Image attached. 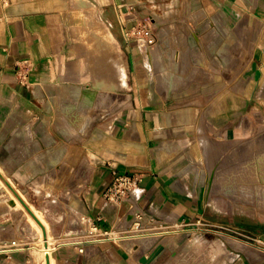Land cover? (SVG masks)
<instances>
[{"label":"crops","instance_id":"0c3cea01","mask_svg":"<svg viewBox=\"0 0 264 264\" xmlns=\"http://www.w3.org/2000/svg\"><path fill=\"white\" fill-rule=\"evenodd\" d=\"M155 1L0 0V171L61 197L104 238L59 244L57 264H136L112 244L114 232L142 230L117 237L134 256L171 235L148 229L213 223L192 147L208 132L264 134V0H183L206 22L201 32L211 39L199 49L222 67L211 78L200 73L208 86L173 90L159 83L154 57L135 36ZM115 172L134 177L143 194L103 209ZM253 236L228 242L237 264H264V232ZM17 239L12 223L0 229V240ZM72 244L84 252L65 247ZM27 253L16 250L8 264H28Z\"/></svg>","mask_w":264,"mask_h":264},{"label":"rangeland","instance_id":"374dc122","mask_svg":"<svg viewBox=\"0 0 264 264\" xmlns=\"http://www.w3.org/2000/svg\"><path fill=\"white\" fill-rule=\"evenodd\" d=\"M147 7L149 9L145 8L144 11L148 13L142 23L151 26L157 44L146 46V50L147 56L154 57L156 62L152 70L157 72L159 83L168 90L179 86L195 88L201 83L208 86L210 81L200 79V73H209L211 78L215 75L216 68H221L222 65H211L213 51L199 49L200 44L204 45L211 39L209 34L201 32L200 27L206 22L193 17L189 6L183 0H157L149 3ZM168 42L172 46L170 49L158 48L161 44L165 47ZM162 51H166L165 54ZM174 51H185L184 58L181 57L185 61L181 66L182 74L173 73L167 68L165 59L168 60L169 54ZM83 118L84 114H80L77 120L81 122ZM199 142L191 149L192 154L198 156L192 164L201 174L206 190H209V204L213 209L208 207V212L212 214L213 223L200 221L195 224L163 225L148 229H166L171 235H163V239L155 240L147 251L134 256L132 248L119 242L117 237L142 230H137V227L131 232H114L112 244L124 248L136 264H142L140 258L145 254L151 257L160 246H164V250L153 258L151 264H237L228 242L250 241L254 233L264 232V190L261 191L264 189V162L260 160L264 151V134L245 140H229L208 132ZM10 178L49 224L52 247L88 239H95L99 244L104 239L81 212L61 202V197L43 190L38 192L39 184L28 185L18 182L16 178ZM7 190V187L0 190V229L12 223L18 237L14 241L19 243L15 248L27 250L28 264H44V257L37 250L42 247L38 231L30 226L31 221L25 210L20 207L9 208L7 204H12L13 200L9 201ZM12 242L0 240V264H8L13 259L16 250L7 253L8 245ZM100 245L104 248L111 243L101 242ZM29 246L32 247L31 250L28 249ZM65 247L74 248L78 252L82 249L81 244Z\"/></svg>","mask_w":264,"mask_h":264},{"label":"built area","instance_id":"2783aa9c","mask_svg":"<svg viewBox=\"0 0 264 264\" xmlns=\"http://www.w3.org/2000/svg\"><path fill=\"white\" fill-rule=\"evenodd\" d=\"M135 36H138L142 40L145 46H155L157 43L156 36L151 28L146 23H141L137 26L135 30ZM115 180L113 184L107 189L104 194L103 209L109 208L111 206L120 207L123 203L127 202L134 205L142 197V190L138 186L137 180L134 177L120 174L115 172ZM97 230V228H94ZM19 243L13 241L8 245L9 249L7 253H12L17 250Z\"/></svg>","mask_w":264,"mask_h":264},{"label":"bare ground","instance_id":"6f19581e","mask_svg":"<svg viewBox=\"0 0 264 264\" xmlns=\"http://www.w3.org/2000/svg\"><path fill=\"white\" fill-rule=\"evenodd\" d=\"M102 41H106L107 42V37H103ZM167 44V43H166ZM167 46V45H166ZM110 49V48H109ZM170 49V48H169ZM165 50V48H164ZM164 52V51H163ZM166 52V51H165ZM185 52V51H184ZM184 52H178V51H174V53H170L169 54V58L168 60L165 59L166 65L168 70H171L173 73H178V74H182V70H181V66L179 63V60L181 57L184 58ZM112 54V53H110ZM167 56V55H165ZM186 58V57H185ZM186 60V59H185ZM182 61V59H181ZM187 61V60H186ZM183 64V63H182ZM185 64V63H184ZM185 71V70H184ZM110 84V83H109ZM102 85V84H101ZM100 85V86H101ZM122 86V85H121ZM111 87L117 88L116 85H111ZM110 87V88H111ZM1 172V171H0ZM2 174V173H1ZM3 175V174H2ZM4 176V175H3ZM4 178L11 183V186L14 188V184L13 182L9 181L5 176ZM4 187H7V194L9 195V201H12L16 204L17 207H20V209L25 210L30 221H31V227L34 226V229L36 228V230L38 231L39 237H40V243L42 245V247L37 248V250L42 254V256L44 257V264H57L56 262V258L53 256V251H54V247H52V238H51V234L47 233L46 230V238L44 236V232L42 227L40 226V224L36 221V219L28 212V210L25 208V206L23 205V203L19 200V198L16 196V194L14 193V191L6 184L5 180L1 177L0 175V190L3 189ZM15 190V188H14ZM16 191V190H15ZM17 192V191H16ZM19 194V196L24 200V202L31 208V210L35 213V215L38 217V219L43 223V225L45 224L48 227V224L46 223V221L44 220L43 216L39 214V212H37L25 199V197L20 193L17 192ZM44 225V226H45ZM49 228V227H48ZM46 229V227H45ZM20 236H22L23 238H25V235H23L21 232H19ZM155 235V234H154ZM153 235V236H154ZM144 236V235H143ZM150 237V236H149ZM140 238V237H139ZM152 238V237H151ZM146 239V238H145ZM91 239H88L86 241H82L81 244L84 245L87 242H90ZM147 242V241H146ZM57 244V243H56ZM84 248L82 247V249L80 250L81 252H84ZM48 254L49 256L45 255ZM150 255H148L147 257H149Z\"/></svg>","mask_w":264,"mask_h":264},{"label":"water","instance_id":"95a60500","mask_svg":"<svg viewBox=\"0 0 264 264\" xmlns=\"http://www.w3.org/2000/svg\"><path fill=\"white\" fill-rule=\"evenodd\" d=\"M1 177L5 180L6 184L14 191V193L16 194V196L19 198V200L23 203V205L25 206V208L28 210V212L36 219V221L40 224V226L43 229L44 232V236L46 238L47 234H46V229L45 226L43 225V223L38 219V217L35 215V213L31 210V208L24 202V200L19 196V194L14 190V188L11 186V184L4 178V176L1 174ZM164 250V246H160L158 248V250L154 253H152L151 257H147V256H143L140 258V262L142 264H151L153 261V258L158 256L162 251ZM49 264V263H48Z\"/></svg>","mask_w":264,"mask_h":264}]
</instances>
